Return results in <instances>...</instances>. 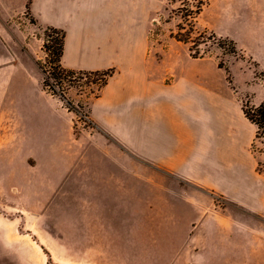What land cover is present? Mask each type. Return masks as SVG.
<instances>
[{"label": "rangeland", "instance_id": "rangeland-1", "mask_svg": "<svg viewBox=\"0 0 264 264\" xmlns=\"http://www.w3.org/2000/svg\"><path fill=\"white\" fill-rule=\"evenodd\" d=\"M29 3L0 0V264H11L4 252L33 257L24 264L254 263L245 255L254 251L255 238L240 234L254 216L128 154L98 129L89 107L107 84L100 88L105 71L54 78L43 47L47 34L57 35L35 22ZM194 5L164 0L152 7L151 74L171 83L183 64L186 73L230 80L252 92V83L264 79V37L243 34L220 0H209L194 22L186 16ZM211 32L233 39L238 54H230L229 42L211 39ZM39 66L47 69L50 86ZM255 70L259 77L253 79ZM41 88L49 94L53 88L56 102H46ZM258 141L264 149V135ZM201 220L210 223L196 227Z\"/></svg>", "mask_w": 264, "mask_h": 264}, {"label": "crops", "instance_id": "crops-1", "mask_svg": "<svg viewBox=\"0 0 264 264\" xmlns=\"http://www.w3.org/2000/svg\"><path fill=\"white\" fill-rule=\"evenodd\" d=\"M220 2L226 18L243 34L264 37V0ZM159 3L164 0H30L28 10L38 25L64 32L65 68L113 69L90 102L94 125L128 154L253 215L240 233L255 238L254 251L245 259L264 264V149L258 147L257 125L244 113V97L252 106L264 100V79L255 80L252 92H246L230 80L222 83L198 71L186 73L183 64L176 67L171 83L152 75L146 59L148 33L151 9ZM22 34L20 30L21 43ZM25 51L32 58L34 83L41 87L34 55L28 48ZM210 69L222 70L214 65ZM40 93L46 102H56L42 88ZM6 106L7 97L2 95V114ZM208 222L201 220L196 227ZM32 258L26 253L2 254L11 264Z\"/></svg>", "mask_w": 264, "mask_h": 264}, {"label": "trees", "instance_id": "trees-1", "mask_svg": "<svg viewBox=\"0 0 264 264\" xmlns=\"http://www.w3.org/2000/svg\"><path fill=\"white\" fill-rule=\"evenodd\" d=\"M195 5L194 9H191L186 16H191L190 18L196 22L197 17L203 12L204 8L209 4V0H194ZM29 8V6H28ZM27 8V9H28ZM181 9V8H180ZM50 30H53L54 33L57 35V37H54L51 34H47L45 43H44V51L47 54V61L52 65V69L56 71V73H53L54 78H59V74H64L65 76H73L75 74V71L77 70H72L65 68L62 64V57L64 53V43H65V34L62 30L59 29H54V28H49ZM194 29V26L192 27V30ZM207 32V31H204ZM210 38L213 40H224L226 42H229L231 45V48L229 50L230 54H238V46L237 43L228 37H223V36H218L215 32L209 33ZM54 43V45H50V43ZM40 69L42 70L43 74L45 75V80H44V85L50 86L48 83V77H47V69L45 67L39 66ZM223 67V66H220ZM86 72H102V71H86ZM104 74V80L101 82V86H104L107 83V80L109 77L112 75L111 70H107ZM261 75L264 76V72H260ZM59 75V76H58ZM256 77H259L258 75ZM52 95L55 94L53 88L49 91ZM250 106V107H249ZM67 108L72 111V106L68 105ZM244 113L247 116V118L252 121L254 124L257 125L258 127V134L257 137H262L264 135V100L258 105V106H252L249 103L247 105H244Z\"/></svg>", "mask_w": 264, "mask_h": 264}, {"label": "built area", "instance_id": "built-area-1", "mask_svg": "<svg viewBox=\"0 0 264 264\" xmlns=\"http://www.w3.org/2000/svg\"><path fill=\"white\" fill-rule=\"evenodd\" d=\"M258 138V137H257ZM259 139V138H258ZM255 148V147H254ZM256 149V148H255Z\"/></svg>", "mask_w": 264, "mask_h": 264}]
</instances>
